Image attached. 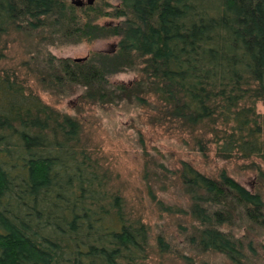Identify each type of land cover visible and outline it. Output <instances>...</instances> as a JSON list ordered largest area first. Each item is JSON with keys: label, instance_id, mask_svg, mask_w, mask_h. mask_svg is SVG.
<instances>
[{"label": "trees", "instance_id": "obj_1", "mask_svg": "<svg viewBox=\"0 0 264 264\" xmlns=\"http://www.w3.org/2000/svg\"><path fill=\"white\" fill-rule=\"evenodd\" d=\"M16 33L32 40L33 75L53 95L145 110L204 157L211 142L223 160L264 161V0H0V62ZM114 38L113 51L80 62L48 50ZM126 72L139 76L111 82ZM89 143L79 118L0 76V264H147L152 229ZM176 173L188 208L152 200L195 222L187 250L264 264L262 193L225 170L214 179L182 162ZM155 240L161 255L174 252L163 233Z\"/></svg>", "mask_w": 264, "mask_h": 264}, {"label": "rangeland", "instance_id": "obj_2", "mask_svg": "<svg viewBox=\"0 0 264 264\" xmlns=\"http://www.w3.org/2000/svg\"><path fill=\"white\" fill-rule=\"evenodd\" d=\"M83 1L87 3V0ZM108 22L111 20L102 23ZM6 39L8 48L5 58L0 62V76L9 74L12 80L16 77L47 105L81 120L84 138L90 142L105 167L111 170L114 185L152 229L153 249L147 264H186L181 255L192 258L195 264H230L222 255L197 256L187 250L185 239L195 222L182 213L168 214L160 211L152 195L167 205L187 209L190 202L176 173L181 169L182 162H187L214 179L225 170L242 186L252 192H261L264 196V177L259 173V168L264 172V161L241 157L223 160L216 155V145L211 142L207 145V155L204 157L196 150L198 147L192 136L153 123L150 120L151 113L145 110H128L121 106L78 107L79 93L71 97L55 96L44 90L35 79L30 60L34 52L31 39L17 33ZM118 43L117 38L101 39L91 44L50 47L48 50L57 58L76 60L86 59L92 52L113 51ZM138 76L132 72L120 73L111 82L129 83ZM257 111L264 114V103L257 105ZM159 233H163L171 244V250H174L172 254L159 253L155 240Z\"/></svg>", "mask_w": 264, "mask_h": 264}, {"label": "water", "instance_id": "obj_3", "mask_svg": "<svg viewBox=\"0 0 264 264\" xmlns=\"http://www.w3.org/2000/svg\"><path fill=\"white\" fill-rule=\"evenodd\" d=\"M95 0H87V4L92 5L94 3ZM74 4H76L77 6H83L85 4V2L83 0H75ZM82 60L85 59H76V61L80 62Z\"/></svg>", "mask_w": 264, "mask_h": 264}]
</instances>
